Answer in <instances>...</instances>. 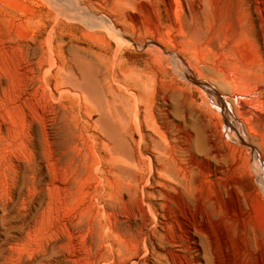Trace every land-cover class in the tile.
<instances>
[{
  "label": "rangeland",
  "instance_id": "rangeland-1",
  "mask_svg": "<svg viewBox=\"0 0 264 264\" xmlns=\"http://www.w3.org/2000/svg\"><path fill=\"white\" fill-rule=\"evenodd\" d=\"M79 1L89 23L52 0H0V264H190L199 221L222 258L218 225L242 197L264 200V0ZM129 62L147 82L120 80ZM164 154L180 173L150 168Z\"/></svg>",
  "mask_w": 264,
  "mask_h": 264
},
{
  "label": "bare ground",
  "instance_id": "bare-ground-1",
  "mask_svg": "<svg viewBox=\"0 0 264 264\" xmlns=\"http://www.w3.org/2000/svg\"><path fill=\"white\" fill-rule=\"evenodd\" d=\"M53 1V3L63 12V13H65L67 16H69V17H71V18H78L79 16L81 17V18H83V20L84 21H86V22H90L93 18L91 17L92 16V12H90L89 13V11L85 8V7H83V5L81 4V2L79 1V0H52ZM178 1V0H177ZM91 2V1H90ZM177 3V2H176ZM178 5V4H177ZM85 6V5H84ZM176 6V5H175ZM87 7V6H86ZM256 7V6H255ZM79 17V18H80ZM98 17V16H97ZM252 17V16H251ZM78 18V19H79ZM95 18H96V16H95ZM101 19V18H100ZM83 20H81L80 19V21H83ZM103 20V19H102ZM111 20V19H110ZM83 21V22H84ZM259 21V20H258ZM261 22V21H260ZM85 23V22H84ZM87 23V24H88ZM93 25H95V24H93ZM118 44V43H117ZM195 45V44H194ZM163 51V50H162ZM162 51H161V53H162ZM197 51V50H196ZM157 52V51H156ZM171 53V56L172 55H176V57H177V60H178V62H180L181 64H182V72L184 73V74H186V75H188V77L189 78H192V79H195L196 80V78L194 77V74H193V67H195L196 65L194 64V63H188L187 61H184V59L182 58V57H179L180 55H178V53H176V52H170ZM196 53V52H195ZM128 55V54H127ZM165 56V55H164ZM182 56V55H181ZM116 57H117V55H116ZM119 57V56H118ZM128 57V56H127ZM162 57V56H161ZM183 57H184V55H183ZM125 58V57H124ZM123 58V59H124ZM184 58H186V57H184ZM122 59V58H121ZM156 59V58H155ZM161 59V58H160ZM81 60V59H80ZM116 60V59H115ZM126 61H127V59H125ZM158 60V59H157ZM98 61V60H97ZM103 61V60H102ZM190 61V60H189ZM81 62V64L83 63V62H85V61H80ZM99 62H101V61H99ZM119 62V61H118ZM177 62V61H176ZM69 63V62H68ZM142 63V62H141ZM160 63V62H159ZM69 64H71V63H69ZM86 64V63H85ZM100 64V63H99ZM98 64V65H99ZM137 64V63H136ZM135 63H131V62H129V63H126V65L122 68H120V69H122L121 70V72H119L118 74H120V76H119V78H120V80H125V78H126V80H127V78L129 79V81H131L132 80V82L134 81L136 84H140V83H144V81H145V76L147 75V71H145V69L143 68V66H139V64L138 65H136ZM73 65H75V64H73ZM179 65V64H178ZM194 65V66H193ZM63 66V65H62ZM65 66V65H64ZM67 66H68V64H67ZM70 66V65H69ZM68 66V67H69ZM123 66V65H122ZM64 69V67H61V69ZM73 68V67H72ZM163 68V67H162ZM164 68H165V66H164ZM196 68H198V65H197V67ZM217 68V67H216ZM77 69V68H76ZM83 69H87V68H84L83 67ZM118 69V68H117ZM195 69V68H194ZM65 70V69H64ZM67 70V69H66ZM66 70H65V72H66ZM79 70L81 71V69L79 68ZM94 70V69H93ZM106 70V69H105ZM148 70V69H147ZM150 70V69H149ZM218 70V69H217ZM96 71H98V70H96ZM152 71H153V69H152ZM197 71H199V72H201L200 70H199V68L197 69ZM69 72V71H68ZM77 72V71H76ZM84 72V71H83ZM103 72V71H102ZM101 72V73H102ZM107 72V71H106ZM112 72V71H111ZM114 72V71H113ZM150 72V71H149ZM155 72V71H154ZM223 72V71H222ZM82 73V72H81ZM87 73V72H86ZM108 73V72H107ZM116 73V72H115ZM156 73V72H155ZM154 73V74H155ZM103 74H105V73H103ZM103 74H101V75H103ZM113 74V73H112ZM123 75V78H122V75ZM149 75H150V73H148ZM99 75H100V73H99ZM148 75V76H149ZM104 76V75H103ZM102 76V77H103ZM151 76V75H150ZM154 76V75H153ZM152 76V77H153ZM227 77V76H226ZM79 78V77H78ZM228 78V77H227ZM97 79H98V77H97ZM112 79V78H111ZM117 79V78H116ZM153 79V78H152ZM156 79V78H155ZM207 79V78H206ZM95 80H96V78H95ZM103 80H105V79H103ZM110 80V79H109ZM146 80H147V78H146ZM101 81V80H100ZM99 80H98V82H100ZM107 81V80H106ZM113 81V80H112ZM148 81V80H147ZM147 81H145V82H147ZM103 82V81H102ZM108 82V81H107ZM197 82L198 83H200L202 86L203 85H205L206 83H204L203 81H201V79H197ZM105 83V82H104ZM131 83V82H130ZM172 83H173V81H172ZM238 83H240V82H238ZM112 84V83H111ZM126 84V83H125ZM127 84L128 85H125L124 87H126V86H128V87H126V89H129V90H132L133 91V89H135L136 87H134V85L133 84H129V82L127 81ZM102 85V84H101ZM142 84H140V86H141ZM171 85V84H170ZM234 85V84H233ZM235 85H236V83H235ZM106 87V85H104L103 84V88L105 89V87ZM173 86V85H172ZM241 86V85H240ZM146 86H144L143 85V87L142 88H145ZM169 87V86H168ZM167 87V88H168ZM226 87V86H225ZM239 87V86H238ZM237 87V88H238ZM244 87V86H243ZM164 88V87H163ZM259 88V87H258ZM102 89V88H101ZM107 90V94H106V91H103L104 92V95H105V101H106V103L108 104V106L111 108V107H113V106H111V104L112 105H116L117 104V102H116V96L114 95V93H117V90L116 89H114V87L113 86H108V84H107V88H106ZM170 89H172V88H170ZM180 89V88H179ZM167 90V89H166ZM173 91H171V94H172V96H175L176 94H177V89L176 88H173L172 89ZM134 92V91H133ZM132 92V93H133ZM139 92V91H138ZM137 93V91H135L134 92V94H136ZM140 93H141V91H140ZM108 94H111V96H109ZM136 95H138V93L136 94ZM139 96V95H138ZM178 96V95H177ZM141 97V96H140ZM130 98H132V97H130ZM143 98V97H142ZM174 98V97H173ZM127 99H128V97H127ZM175 99V98H174ZM126 100V99H125ZM141 100V99H140ZM169 100V99H168ZM209 100V99H208ZM207 100V101H208ZM119 101V100H118ZM115 102H116V104H115ZM127 102V101H126ZM125 102V103H126ZM176 102V101H175ZM175 102H174V104H175ZM122 103V102H121ZM177 103H178V101H177ZM120 104V103H119ZM127 104V103H126ZM118 106V105H117ZM120 106V105H119ZM242 107V106H241ZM114 108V107H113ZM125 108V107H124ZM180 108V107H179ZM119 109V108H118ZM121 109H123V108H121V106H120V110ZM240 109V108H239ZM119 110V111H120ZM112 111V110H111ZM135 111H137V110H135ZM239 111V110H238ZM240 111L241 112H238L239 113V115H241V113L244 111H242L241 109H240ZM121 112V111H120ZM138 112V111H137ZM122 113V114H121ZM120 113V119H122L121 117L122 116H124L123 115V113H126V112H121ZM119 114V113H118ZM135 114H136V112H135ZM169 114V113H168ZM243 114V113H242ZM114 115V114H113ZM128 115V114H127ZM127 115H125V116H127ZM138 118V117H137ZM230 118H232V117H230ZM238 118V117H237ZM124 119H126L125 117L122 119V121L123 122H121V121H119V122H121L122 124L124 123L125 125H126V123L124 122ZM128 119V118H127ZM167 119V118H166ZM235 119V118H234ZM128 120H130V119H128ZM169 121V120H168ZM237 121V120H236ZM239 121V120H238ZM248 121V120H247ZM115 122V121H114ZM137 122V121H136ZM119 124V123H118ZM173 124H174V126H178V124L176 123V122H173ZM246 124H247V122H246ZM124 125V126H125ZM141 125V124H140ZM170 125V124H169ZM118 126V125H117ZM120 126H121V124H120ZM124 126H121V128H125ZM127 126H128V124H127ZM209 126V125H208ZM246 126H248V125H246ZM64 128V127H63ZM114 128V127H113ZM112 128V130H113V132L114 131H116V132H118L117 130H114V129H116V128H114L113 129ZM130 130H131V132L129 131V134L134 138V134L132 133V128H129ZM241 129V128H240ZM247 129V128H246ZM112 130H111V133H112ZM208 130H209V128H208ZM214 130V129H213ZM252 130V129H251ZM126 132L127 130H123V132ZM160 131V130H159ZM243 133H244V136H242L241 134H239V135H237V139L239 140V141H241L242 143L243 142H248L247 141V132H245L243 129L241 130ZM116 132H115V134H116ZM120 132H122V131H120ZM123 132L121 133V134H123ZM209 132V131H208ZM207 132V133H208ZM211 132H213L212 131V128H211ZM211 132H210V135H211ZM219 132V131H218ZM128 133V132H127ZM126 133V134H127ZM215 133H216V131H215ZM115 134H114V136H115ZM126 134L124 135L125 137H127L126 136ZM161 135H159V136H161L160 138V140H162V131H161V133H160ZM128 135V134H127ZM129 135V136H130ZM209 135V134H208ZM213 135V134H212ZM218 135V134H217ZM221 134H219L218 136H220ZM108 136H110L111 137V135H110V133H109V135ZM114 136H112L113 138H114ZM117 137H118V143H116V140H115V142H112L110 139V141L109 142H107V144L108 145H110L112 148H113V146H115L114 145V143H116V145H117V152L120 150V151H124V149H125V146H124V137L122 136L121 137V141H120V137H119V135H117ZM116 136H115V138H117ZM212 137V136H211ZM210 137V138H211ZM213 138H215L216 139V137H214L213 136ZM221 138V137H220ZM220 138H218V139H220ZM142 139V138H141ZM144 139V138H143ZM136 140V139H135ZM221 140V139H220ZM125 141H127V138L125 139ZM152 141V140H151ZM155 141V140H154ZM167 141V140H166ZM129 142V141H128ZM139 142H141V141H139ZM214 142V141H213ZM213 142H211V143H213ZM137 143H138V141H137ZM168 143V142H167ZM166 143V144H167ZM162 144V143H161ZM166 144H164V145H166ZM128 145V144H127ZM130 145H131V143H130ZM139 145V144H138ZM173 145V144H172ZM171 145V146H172ZM141 146V145H140ZM154 146H155V148H157V149H159V150H163L164 149V151H162V152H166V153H168L167 151L169 150V148L171 147H169L168 149H167V147H168V145H166L165 147L166 148H161V146L159 145V143L157 142V141H155V144H154ZM132 147V146H131ZM138 147V146H137ZM143 147H144V145H143ZM163 147V146H162ZM173 147V146H172ZM140 148V147H139ZM174 148V147H173ZM255 148H256V146H255ZM119 149V150H118ZM126 149H127V147H126ZM125 149V150H126ZM131 149V148H130ZM144 149V148H143ZM165 149H167V151H165ZM131 150H133V149H131ZM139 150V149H138ZM130 151V150H129ZM146 151V150H145ZM215 151H218V150H215ZM222 151V150H221ZM126 152H127V150H126ZM157 153L159 152V151H156ZM175 152V151H174ZM220 152V151H219ZM141 153V152H140ZM175 153H178V152H175ZM138 154V153H137ZM143 154V153H142ZM160 154V153H159ZM158 154V155H159ZM162 154V153H161ZM160 154V155H161ZM179 154H180V152H179ZM134 155V154H133ZM132 155V156H133ZM157 155V154H156ZM156 155H155V157H153V158H156ZM158 155H157V157H158ZM159 155V156H160ZM164 155H166V154H164ZM151 156V155H150ZM162 156H163V154H162ZM179 156L180 155H176V154H168V155H166V156H164V157H161V158H157L156 160H150L151 158H149V160H148V162H150L151 161V163H149V165L151 164V167L150 168H152V166H153V169H155L157 172H159V174L158 175H160L161 176V174L160 173H162V174H164V173H173V174H175V175H177L178 173H180L181 172V166H180V159H179ZM219 156V155H218ZM152 158V159H153ZM217 158V160L218 161H221L220 162V164H217V165H219L218 166V168L220 169V170H223L224 169V165H223V163H222V159L220 158V157H215V159ZM259 159H262V160H264V155H262V154H260V156L258 157ZM135 159V158H134ZM141 159V158H140ZM143 161V160H142ZM144 161H145V159H144ZM144 161L143 162H141L142 163V166L143 165H146V163L145 164H143L144 163ZM139 162H140V160H139ZM261 163H263V162H261ZM135 164H137V163H135ZM134 164V165H135ZM147 165H148V163H147ZM259 165V164H258ZM136 166V165H135ZM256 166V165H255ZM137 167H138V165H137ZM140 167H141V165H140ZM145 166H143V168H144ZM256 167H258V166H256ZM142 168V167H141ZM217 169V168H216ZM124 170V169H123ZM153 171V170H152ZM258 171V170H257ZM124 172H126V171H124ZM129 172V171H128ZM128 172H126V173H128ZM154 172V171H153ZM132 173V172H131ZM131 173H129V174H131ZM169 173V174H170ZM169 174H166L167 176L169 175ZM258 174V177L260 178V179H262V181H263V175L264 174H262V172L260 171L259 173H257ZM131 175H133V174H131ZM175 175H174V177H175ZM163 176V175H162ZM170 176H173L172 174L170 175ZM165 178V177H164ZM156 179V178H155ZM168 180L170 179V178H167ZM140 181V180H139ZM173 181V179L171 180V182L170 183H173V184H170V187H172L171 188V190L174 188L175 190H178V187H176V183H174V182H172ZM261 181V182H262ZM158 182H159V180H158ZM159 183H161V181L159 182ZM162 184H165L166 186H169L167 183H163L162 182ZM175 184V185H174ZM264 183H262V185H263ZM164 185V186H165ZM186 185V184H185ZM165 186V187H166ZM178 186V185H177ZM187 186V185H186ZM264 186V185H263ZM187 187H189V186H187ZM170 189V188H169ZM173 189V190H174ZM184 189V188H183ZM185 192H186V194L188 195V198H189V200L190 201H192V199H193V197H194V201H193V203H196V202H198L199 201V199H198V197H197V195L195 196V195H193L192 193V197H191V194H190V192H189V188H186L185 187ZM192 190V189H191ZM146 192H147V189L145 190ZM207 197V196H206ZM204 202H205V204L208 206V207H210V208H212L214 205L212 204L213 202H214V199L212 198V197H207V198H205V200H203ZM241 203L239 204V207H240V209H239V213L237 214V213H234V214H232L229 218H228V220H227V223H231L232 224V227H231V229H228V226L230 227L231 225L230 224H228V226H227V224H225V223H220L219 225H218V229L220 230V232H219V239H220V242H221V246H222V248H223V252H222V258H220V255H219V250H218V248L217 247H215V245H214V243H213V241H212V239H211V236H210V233H209V231L207 230V228H205V225L203 224V222H201V221H199L198 223H196V224H194V226H193V228H191V229H189V233H191L190 235L192 236L191 238H192V240H193V242H192V246H191V248H190V250H191V252H192V261H191V263L190 264H264V200L262 201V202H257V204H256V202L255 203H250V202H247V200L245 199V197H242L241 198ZM259 209V211H262V209H263V217H261V218H254V217H252V215H253V212H254V210H258ZM236 215V216H235ZM201 216V215H200ZM227 226V230H228V232L231 230V238L233 239H229L227 236H228V234H227V236H226V233H225V226ZM230 241V242H229ZM231 242H233V244H230Z\"/></svg>",
  "mask_w": 264,
  "mask_h": 264
}]
</instances>
